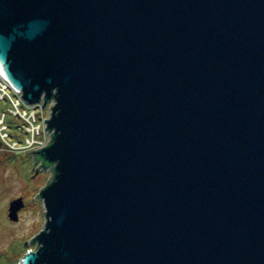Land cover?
I'll use <instances>...</instances> for the list:
<instances>
[{
	"label": "water",
	"instance_id": "95a60500",
	"mask_svg": "<svg viewBox=\"0 0 264 264\" xmlns=\"http://www.w3.org/2000/svg\"><path fill=\"white\" fill-rule=\"evenodd\" d=\"M0 73L51 104L19 264H264V0H0Z\"/></svg>",
	"mask_w": 264,
	"mask_h": 264
},
{
	"label": "rangeland",
	"instance_id": "374dc122",
	"mask_svg": "<svg viewBox=\"0 0 264 264\" xmlns=\"http://www.w3.org/2000/svg\"><path fill=\"white\" fill-rule=\"evenodd\" d=\"M9 108L13 109L11 102L0 101V119ZM36 110H44L40 118L49 117L45 109ZM4 126L6 130L0 133V264H19L27 251L36 249L34 243L23 249L22 246L33 239L45 224L42 201L33 199L46 186L51 173L41 171L35 175L40 164L34 166L30 153L34 148L28 144L26 147L29 136L22 121L4 114ZM4 134L6 138L2 137ZM39 139L43 143L49 141L45 134ZM19 198H22L24 208L18 213V221L11 222L8 219L9 203Z\"/></svg>",
	"mask_w": 264,
	"mask_h": 264
},
{
	"label": "built area",
	"instance_id": "2783aa9c",
	"mask_svg": "<svg viewBox=\"0 0 264 264\" xmlns=\"http://www.w3.org/2000/svg\"><path fill=\"white\" fill-rule=\"evenodd\" d=\"M0 101H7L8 104L10 102L12 103L13 109L9 108L7 109V112L4 114L12 115L13 117H16L22 121V123L25 125V133L29 136V139L26 141V147L27 144L34 149H41L42 147H45L48 142L50 141L49 134L45 133V123L44 120H47L48 118H40L39 116L42 114L44 115V110H36L42 108V103L34 105V106H27L23 103L21 100V96L19 93L15 92L10 88V86L5 82L2 74L0 73ZM50 107L51 104L48 105L45 109L50 114ZM4 114L2 115L0 119V133L2 131L6 130V127L4 126ZM38 117V118H37ZM43 134L45 136H48L49 141L46 143H43L40 141L39 137H41ZM3 138H6L7 135H2ZM17 144V142H16ZM15 145V144H13ZM25 147V148H26Z\"/></svg>",
	"mask_w": 264,
	"mask_h": 264
},
{
	"label": "trees",
	"instance_id": "16d2710c",
	"mask_svg": "<svg viewBox=\"0 0 264 264\" xmlns=\"http://www.w3.org/2000/svg\"><path fill=\"white\" fill-rule=\"evenodd\" d=\"M38 161H40L39 159H38ZM42 166H43V168L45 169V168H49L50 166L49 165H44V163L42 162Z\"/></svg>",
	"mask_w": 264,
	"mask_h": 264
},
{
	"label": "flooded vegetation",
	"instance_id": "af4514ba",
	"mask_svg": "<svg viewBox=\"0 0 264 264\" xmlns=\"http://www.w3.org/2000/svg\"><path fill=\"white\" fill-rule=\"evenodd\" d=\"M33 158V157H32Z\"/></svg>",
	"mask_w": 264,
	"mask_h": 264
}]
</instances>
